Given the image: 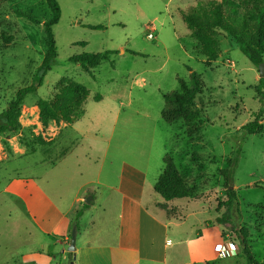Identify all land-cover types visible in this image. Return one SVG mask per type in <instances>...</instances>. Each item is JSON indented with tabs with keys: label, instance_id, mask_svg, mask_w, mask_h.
<instances>
[{
	"label": "rangeland",
	"instance_id": "rangeland-1",
	"mask_svg": "<svg viewBox=\"0 0 264 264\" xmlns=\"http://www.w3.org/2000/svg\"><path fill=\"white\" fill-rule=\"evenodd\" d=\"M201 1L58 0V56L37 93L25 97L19 130L0 135V175L56 177L57 205L67 210L84 177H95L94 167L104 166L102 177H117L122 163L133 161L147 177L159 179L169 154L197 187L201 200L195 207L206 210L188 220L185 228L193 233L224 213L218 209V201L226 200L221 171L229 158H237L233 189L240 204L239 223L249 233L252 253L263 263L264 129L259 135L240 129L261 108L257 88L264 87V78L235 40L221 31L215 34L219 57L205 65L202 48L182 17ZM50 17L46 0H0V114L19 89L32 83L42 64L47 50L44 23ZM151 24L154 40L148 37ZM107 51L110 58L91 71L72 60ZM192 72L204 83L196 99L203 124L194 134L182 120L168 124L162 118L164 95L179 91L181 81L192 86ZM61 78L90 91L85 115L72 125L52 121L44 126L38 101L53 99ZM47 156L57 165L50 175L42 162ZM221 226L225 241L236 240L230 225ZM220 264H247V259L237 254Z\"/></svg>",
	"mask_w": 264,
	"mask_h": 264
},
{
	"label": "crops",
	"instance_id": "crops-1",
	"mask_svg": "<svg viewBox=\"0 0 264 264\" xmlns=\"http://www.w3.org/2000/svg\"><path fill=\"white\" fill-rule=\"evenodd\" d=\"M42 162L49 175L57 169L55 159ZM103 171L94 167L95 177H84L67 210L57 205L56 177L0 175V264H220L229 258L220 255L225 239L216 220L193 233L185 228L206 211L195 207L199 196L164 201L154 188L158 178L133 161L123 162L117 177H102ZM87 196L92 204L74 226Z\"/></svg>",
	"mask_w": 264,
	"mask_h": 264
},
{
	"label": "trees",
	"instance_id": "trees-1",
	"mask_svg": "<svg viewBox=\"0 0 264 264\" xmlns=\"http://www.w3.org/2000/svg\"><path fill=\"white\" fill-rule=\"evenodd\" d=\"M46 2L51 10L50 19L44 23L47 39L46 53L32 83L19 89L7 109L0 114V135L15 133L19 130V118L25 97L37 93L45 76L56 62L58 49L54 27L59 23L62 12L58 0H46ZM182 17L191 31V36L199 42L202 48L203 55L207 59L206 66H211L212 62L219 57V43L215 38L217 31L224 32L234 39L240 50L256 67L264 63V0H205L183 11ZM111 54V51L83 54L72 60L83 65L87 71H91L109 59ZM191 76L192 86L181 81L179 91L164 95L167 105L162 112V118L168 124L182 120L194 134L200 131L203 124L202 112L196 109V99L202 93L204 83L201 75L192 72ZM55 90L57 93L53 99H39L38 101L39 116L43 125L47 126L52 121L72 125L82 119L85 115L84 104L90 96V91L84 85L69 78H61L56 83ZM257 95L261 108L253 114V120L240 129L246 135H259L264 129L261 124L264 115V87L262 85L257 88ZM95 99L99 101L101 96L96 95ZM237 161V158H229L226 168L221 171L225 182L226 200L218 201V209L224 208L225 211L218 217L217 222L220 225L231 226L232 232L236 235V240L231 242L239 244L238 255H243L247 259V264H264L252 253V248L248 243L249 233L239 223L240 204L236 190L233 189ZM155 190L166 202L199 196L196 185L180 172L169 154L165 157V168L159 176ZM91 204H83L80 209L76 210L74 226H77L78 220ZM222 237L226 239L224 230H222Z\"/></svg>",
	"mask_w": 264,
	"mask_h": 264
},
{
	"label": "built area",
	"instance_id": "built-area-1",
	"mask_svg": "<svg viewBox=\"0 0 264 264\" xmlns=\"http://www.w3.org/2000/svg\"><path fill=\"white\" fill-rule=\"evenodd\" d=\"M155 31H156L155 26L151 24L149 27L148 37L152 40L155 39V35H154ZM238 253H239V248L236 245H234L231 242L224 241L221 252H220L221 256H224V257L225 256H235Z\"/></svg>",
	"mask_w": 264,
	"mask_h": 264
},
{
	"label": "water",
	"instance_id": "water-1",
	"mask_svg": "<svg viewBox=\"0 0 264 264\" xmlns=\"http://www.w3.org/2000/svg\"><path fill=\"white\" fill-rule=\"evenodd\" d=\"M259 71H260V77L264 78V63H261L259 65ZM85 204L90 203V199L85 200ZM76 236H77V229L73 228L72 233H71V243L69 246V251L74 252L76 249Z\"/></svg>",
	"mask_w": 264,
	"mask_h": 264
}]
</instances>
